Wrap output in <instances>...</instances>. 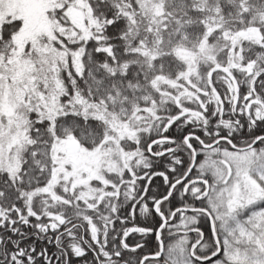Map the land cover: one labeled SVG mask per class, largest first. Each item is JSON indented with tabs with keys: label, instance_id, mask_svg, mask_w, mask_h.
I'll return each mask as SVG.
<instances>
[{
	"label": "trees",
	"instance_id": "obj_1",
	"mask_svg": "<svg viewBox=\"0 0 264 264\" xmlns=\"http://www.w3.org/2000/svg\"><path fill=\"white\" fill-rule=\"evenodd\" d=\"M211 1L215 5L212 13H217L225 24L223 36L228 38L235 31L253 25L258 41H244L241 61L227 71L221 70V67L226 68V50L220 51L225 61L221 60V53L218 54L219 59L216 57L220 69H209L210 65L197 67L193 84L187 83L193 99L181 100L182 103L178 105L170 100L162 102L157 91L148 85V80L157 77L174 79L185 69L183 60L175 54L174 49L193 47L203 37L209 40L203 30L209 20L206 19V11L200 9L199 0H163V11L174 24L161 35L164 47L150 58L140 54L137 42L130 40V37H138L131 32L139 21H131L126 11L122 12L110 0H86L91 11L90 35L86 40L75 41L69 34L75 32V28L67 18L61 16L60 9L54 11L57 28L62 27L69 39H65L64 33L59 35L62 32L55 29L53 46L70 48L73 55L78 56L80 71L75 73L68 69L73 79V92L71 84L67 83L70 89L68 87L69 91L60 95L62 114L53 120L52 132L47 129L46 120L36 119L35 114L29 119L27 143L19 154L21 163L16 179L11 181L0 175V211L3 213L0 216V264H138L144 255L158 252L156 240L159 236L148 234L149 229L156 226L157 218L149 207L154 200L165 196L170 185L185 174L192 159L191 150L196 154L195 164L186 179L172 188L169 195L172 199L168 197L161 201L162 212H167L171 205L180 204L178 196L182 193L202 196V187L210 199L223 183L214 184L211 170L200 168V165H218L222 149L239 151L231 148L225 140L210 148H203L196 139L208 145L217 138H227L240 148L264 135V0ZM18 27L20 22L16 18L1 24L0 55L3 59L10 55L12 37ZM56 38H63L65 45H58ZM248 62L253 67L250 65L246 71L243 66L241 71L240 64ZM228 84L230 90L226 88ZM70 94L101 104L120 120L141 113L151 101L158 106L157 113L162 122L153 132L139 137L136 144L118 143L120 150H142L145 157V162L135 171L133 181L142 183L140 188L144 193L141 197L147 207L146 217L141 221H131L137 227L146 229L144 233L137 229L127 233L130 220L123 212L129 195L123 192L124 187L120 185L114 197L106 194L94 209L91 206L72 205V202L46 207L44 196L39 195L26 202L25 192L45 185L50 179L52 160L49 145L54 137L72 135L85 148H94L101 141L100 121L84 117L77 110L64 108L62 102L70 98ZM241 101L244 105L250 103L248 116L239 105ZM225 117L257 121L227 124L222 122ZM187 135L190 148L183 140ZM158 138L168 140L154 143L150 147L151 152L163 154L158 157L148 155V144ZM259 141L252 148L264 144L262 139ZM158 174H161L160 180ZM258 178L256 176L254 183L262 196L242 201L231 216L223 218L226 220L223 228L218 226L220 220L215 219V215H225V207L221 206L223 201L213 207L208 199L205 209L204 200L194 201L188 196L183 205L193 208V204H199V207L191 210L195 212V217L188 212L184 218H178L168 225L176 237L172 246H179L185 252V257L195 254L197 257L204 256L206 260L207 252L200 249L215 254L218 249L211 237L218 235L224 253L215 264H264V182ZM127 179L131 178L123 173L116 182ZM205 180L210 184H206ZM159 181L160 186L157 185ZM200 209L208 211L213 218L214 231L209 229V220ZM197 217L205 229V234L199 238L191 227ZM201 239L206 242L204 245L200 244ZM189 241L193 242L191 246ZM191 249L193 255L189 252ZM246 249L251 250L247 255ZM163 252L167 255L164 247ZM142 264H159V261L157 258L146 259ZM189 264H192L191 260Z\"/></svg>",
	"mask_w": 264,
	"mask_h": 264
},
{
	"label": "rangeland",
	"instance_id": "obj_2",
	"mask_svg": "<svg viewBox=\"0 0 264 264\" xmlns=\"http://www.w3.org/2000/svg\"><path fill=\"white\" fill-rule=\"evenodd\" d=\"M110 1L122 12L126 11L131 21H139L135 23L137 27L130 31L138 37H130V40L137 42L140 54L150 58L154 52L161 51L164 47L161 35L169 31L174 24L171 20L170 23L163 11V0ZM198 5L207 13L206 19L209 22H206L203 30L210 41L203 37L193 47L174 49L175 54L185 65L184 72L174 79L157 77L148 80V85L157 91L162 102L170 100L178 105L182 103L181 100H192L193 95L187 83L193 84L197 67L210 65L209 69H220L216 57L218 58L220 51L226 50V68L221 67V70L227 71L238 66L241 61L243 42H256L253 25L235 31L227 38L223 36L225 32L222 28L225 24L222 18L217 13H212L215 9L214 3L211 0H199ZM58 9L61 10V16L67 18L75 28V32L69 33L74 40H86L90 35L91 24L89 18L91 11L86 0H0V33L3 22L15 18L20 22V27L12 37L10 55L5 59L0 55V175L11 181L18 175L21 163L19 154L27 143L26 131L32 114H35L38 120H46L47 129L52 132L53 120L62 114L60 95L66 94L70 89L67 83L71 84L73 92V79L68 69L75 73L80 71L78 56L73 55L70 48L61 47L65 45L63 38L55 39L58 45L61 44V48L53 46L55 45L53 30L62 32L59 35L64 33L62 27L57 28L53 17L54 11ZM129 27L133 29V26ZM219 34L222 36L219 37ZM64 36L65 39H69L66 33ZM221 54L223 57L221 60H224V55ZM226 88L230 90L231 87L228 84ZM71 94L70 98L62 102L64 108L77 110L84 117L100 121L101 141L94 148H85L72 135L54 137L49 145L52 160L50 179L45 185L25 192L27 203L39 195L44 196L43 202L46 207L56 203L72 202V205L91 206L94 209L101 201L100 198L94 199L99 190L104 189L107 192L106 188L111 184L109 181L121 178L123 173L131 179L122 182L133 183L136 178L135 171L140 169L142 162H145L142 150L133 149L125 152L119 149L118 143L136 144L139 137L153 132L158 123L162 122L157 113L158 106L152 101L141 113L120 120L108 113L101 104ZM70 140L79 143V149L75 153H69L66 149L67 141ZM261 162H264V148L259 145L258 148L243 151L232 152L222 149L218 165L212 166L208 163L200 165V168L211 170L214 184L223 183L209 199L213 207L223 201L221 206L225 207V215H221L222 217L215 215V219L220 220L219 227L223 228L226 222L223 218L226 215L231 216L242 201L262 196L261 190H258L254 183L257 180L256 176L264 182L259 170ZM97 183L99 184L96 185ZM117 187L116 184L115 188ZM108 196L114 197L109 193ZM149 209L151 210V207ZM2 215L0 211V216ZM127 230V233H131L129 228Z\"/></svg>",
	"mask_w": 264,
	"mask_h": 264
},
{
	"label": "snow or ice",
	"instance_id": "obj_3",
	"mask_svg": "<svg viewBox=\"0 0 264 264\" xmlns=\"http://www.w3.org/2000/svg\"><path fill=\"white\" fill-rule=\"evenodd\" d=\"M260 141H257V144H259ZM253 147H256V145H253ZM261 172V178L264 179V162H261L260 167ZM206 184H210V181L205 180ZM183 187V184L181 185ZM201 193H203L202 196L199 197H191L192 200H204L205 203V209H207V201L209 199V194L205 191V189L202 187L200 189ZM172 197H169V200H171ZM178 199L181 201L180 204L171 205L167 212H161L157 215L156 218V226L149 229V235L156 236L159 234V239L156 240L157 249L161 246L164 247L165 251L167 252V255H165L164 252H161L158 256H156V253H152V255L156 256L157 260L159 261V264H189V260L192 261V264H215V262L218 259H222V253H224V246L220 243V238L217 236H212L213 245L218 249L215 251V254H213L211 251L206 249H200V251L207 252V259L205 260L204 256L197 257L195 254L193 257H185L183 254V251L178 247L172 246V241L176 239L174 233L172 232V229L168 227V225L176 222L179 218V214L176 213V208L178 206L182 207L183 201L188 199V193H182V195L178 196ZM155 202L153 201V206ZM199 207V204H193V208ZM175 213V214H173ZM190 215L195 217V212H190ZM171 216V219L169 220L168 217ZM167 221V224L165 223ZM196 231L195 235L199 238L205 234V229L201 226V219L197 217L194 220V223L191 225ZM209 229H211V222H209ZM191 235V233H190ZM192 241H189V246L192 245ZM206 242L204 240H200V244L204 245ZM237 243H240V241H237ZM199 248V245L197 246ZM45 252L47 249L44 250ZM251 250L246 249L245 254L247 255ZM43 259V255L40 257ZM50 264V262H49Z\"/></svg>",
	"mask_w": 264,
	"mask_h": 264
},
{
	"label": "flooded vegetation",
	"instance_id": "obj_4",
	"mask_svg": "<svg viewBox=\"0 0 264 264\" xmlns=\"http://www.w3.org/2000/svg\"><path fill=\"white\" fill-rule=\"evenodd\" d=\"M256 41H258V38L256 39ZM242 53H243V49H242ZM243 55H244V53H243ZM250 65H252V67H253V64L251 62H248L245 65H243V63H241L240 66H239L240 67L239 69L241 70L243 68V66H245V70L248 71L250 69ZM250 72L253 73L252 71H250ZM257 88H260V86L257 87ZM239 105H240L241 108H243V110H244L243 112L245 113V115L248 116L249 112H247V111L249 110L248 106L250 105V103L248 102L246 105H244V102L241 101ZM243 121L244 122L245 121H250L251 123L252 122L254 123L257 120L251 119V118H242V119L239 118V119H237V118H232V117H225V118L222 119V122H226L227 124H230V123L237 124L238 123V125H240L241 123H243ZM263 121H264V119L262 120V122ZM260 136H264V135H260ZM262 140L264 141V138H262ZM261 146L264 148V144H262ZM240 148H242V147H240ZM240 151H243V150H240ZM146 152H147V150H146ZM160 175L161 174H158V176H159L158 180H160ZM109 182L111 184L106 188L107 192H105L104 189H102L103 191L99 190L97 195H96V197H94V199L95 200H97L98 198L102 199L103 196H105L108 193L112 194V195H115L117 193L115 185L117 184L118 186L119 185L123 186L124 187L123 192H126L129 195L128 196V200H127V202L125 204V207H124V208H126L125 212H124L125 216H126V218H128L130 220V224L128 225L127 228L130 229L129 232H132L133 230L137 229V230H139L141 232V234L144 233L146 231V229H144L142 227H137L136 225L133 224V222L143 220L145 218L146 211H147V207H146L145 201H142L143 199L141 197L143 195V193H144L143 189L140 188L142 183L140 181H134L133 183L129 184V183H126V182L125 183L116 182V180H110ZM98 184L99 183H97L96 185H98ZM157 185L160 186V181L157 182ZM188 196L194 197L193 193H191V194L189 193ZM154 202H155V200H154ZM177 208L193 209V208L186 207V206H182V207L178 206ZM157 209H158V211L160 213L162 212L160 204H158ZM141 211L143 212V217L142 218H141V213H142ZM151 212H153L155 215H158L155 211H153V203L151 204ZM188 212H191V211H189V210L188 211H176V213L179 214V219L184 218V216H186V214H188ZM212 220H213V218H212ZM131 221H133V222H131Z\"/></svg>",
	"mask_w": 264,
	"mask_h": 264
},
{
	"label": "water",
	"instance_id": "obj_5",
	"mask_svg": "<svg viewBox=\"0 0 264 264\" xmlns=\"http://www.w3.org/2000/svg\"><path fill=\"white\" fill-rule=\"evenodd\" d=\"M188 138H189V136L187 135V136H185L184 138H183V140H184V142H185V144L190 148L191 146H190V144L188 143ZM262 138H264V136H258V137H256L253 141H252V143L251 144H249V145H247V146H245V147H242V148H237V147H235L232 143H231V141L229 140V139H227V138H217L213 143H211V144H208V145H205V144H203L201 141H200V139H196L197 141H198V143L200 144V146H202L203 148H210L211 146H214L215 144H217L220 140L222 141V140H225L228 144H229V146L231 147V148H233V149H236V150H245V149H249V148H251V147H253V145H255L256 144V142L258 141V140H260V139H262ZM168 139H156V140H154L152 143H150L148 146H147V153H148V155H151V156H153V157H158V156H161L162 154H163V152L162 153H156V154H154V153H152L151 152V148L150 147H152V145L154 144V143H160V142H163V141H167ZM66 149H67V151L69 152V153H75L76 151H78V149H79V143L77 142V141H75V140H70V141H67V144H66ZM191 152H192V159H191V162H190V165H189V167H187L188 169H187V171L185 172V174L180 178V179H178V180H176L175 182H173L171 185H170V187H169V189H167L168 190V192H167V194L165 195V196H163V197H161V198H159V199H157V200H155V204H154V206H153V211H155L157 214H159L160 212L158 211V209H157V206H158V204L161 202V201H163L164 199H167L168 197H169V195L171 194V191H172V188H174V186L176 185V184H178V183H180V182H183L186 178L185 177H187L188 176V174L190 173V171H191V169L193 168V166H194V164H195V160H196V154H195V152L193 151V150H191ZM188 210H193V209H187V208H177L176 209V211H188ZM195 210V209H194ZM205 215H206V217H207V219L209 220V222H211V230H214V227H213V220H212V218H211V216H210V214L205 210V209H200ZM171 218V216L169 217V219ZM157 236V238H158V236H159V234H157L156 235ZM161 252H163V246H161L160 248H159V250H158V252L156 253V256H158ZM191 254H192V252H191ZM156 256H154V255H152V254H150V255H144L140 260H139V263L138 264H142L143 262H144V260H146V259H156Z\"/></svg>",
	"mask_w": 264,
	"mask_h": 264
}]
</instances>
